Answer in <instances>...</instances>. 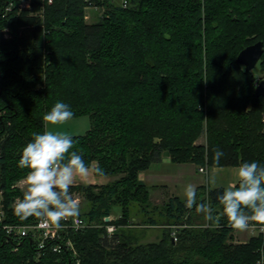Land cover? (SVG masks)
I'll return each instance as SVG.
<instances>
[{
	"label": "trees",
	"instance_id": "obj_1",
	"mask_svg": "<svg viewBox=\"0 0 264 264\" xmlns=\"http://www.w3.org/2000/svg\"><path fill=\"white\" fill-rule=\"evenodd\" d=\"M21 2L0 0V32L11 34L0 33L6 222L35 220L14 215L26 173L17 162L32 133L45 131L42 116L57 101L70 105L74 118H90L89 130L72 136L73 150L118 178L71 186L86 201L81 216L93 224L70 234L77 258L70 251L39 257L31 239L18 243L0 231V264H257L264 235L234 243L224 218L219 227L196 226L195 209L177 196L153 206L140 173L162 152L174 163L207 169L264 164V97L256 95L262 79L236 62L243 49L264 43V0H30L26 8ZM91 6L104 12L89 23ZM256 69L264 79V52ZM203 134L206 143L197 144ZM213 148L226 154L219 166ZM223 188L199 187L198 202L219 211ZM110 225L116 230L108 236ZM159 226L160 238L146 241L142 228Z\"/></svg>",
	"mask_w": 264,
	"mask_h": 264
},
{
	"label": "clouds",
	"instance_id": "obj_2",
	"mask_svg": "<svg viewBox=\"0 0 264 264\" xmlns=\"http://www.w3.org/2000/svg\"><path fill=\"white\" fill-rule=\"evenodd\" d=\"M73 118L70 105L57 101L42 116L45 131L33 132L23 147L17 166L26 170L24 188L13 207L14 215L21 221L34 218L43 227L62 230L63 221L80 216V202L70 191L74 181L105 175L98 162L85 161L82 149L73 150L76 142L61 128ZM212 151L213 163L219 166L226 154L220 148ZM235 174L236 182L216 196L219 211L211 202H198L197 186L192 183L183 188L185 207L201 214L206 226L219 227L222 218L230 228L241 232L253 223L264 224V164L244 161ZM208 182L215 184V176H210ZM261 256L257 264L264 261V251Z\"/></svg>",
	"mask_w": 264,
	"mask_h": 264
},
{
	"label": "crops",
	"instance_id": "obj_3",
	"mask_svg": "<svg viewBox=\"0 0 264 264\" xmlns=\"http://www.w3.org/2000/svg\"><path fill=\"white\" fill-rule=\"evenodd\" d=\"M92 17L96 18L97 16L93 15ZM199 168L198 165L193 163H174L168 152H162L158 161L153 162L147 170L140 173V179L148 186L150 196L157 197V201L162 200V198L167 201L170 197L175 196L184 199L183 188L188 183L195 184L197 189L201 186L225 188L237 180L235 173L238 166L209 167L205 173H201ZM210 176H216V184H210L208 182ZM112 180L111 177L92 175L86 179L77 178L73 185L102 186ZM17 185L22 190L24 180L20 181ZM158 239L159 236H156L152 241Z\"/></svg>",
	"mask_w": 264,
	"mask_h": 264
},
{
	"label": "built area",
	"instance_id": "obj_4",
	"mask_svg": "<svg viewBox=\"0 0 264 264\" xmlns=\"http://www.w3.org/2000/svg\"><path fill=\"white\" fill-rule=\"evenodd\" d=\"M29 5L30 0H22L20 3L21 8L29 7ZM5 37L7 38L8 35L6 34ZM199 171L205 173L207 168L200 167ZM111 219L113 218L111 217ZM62 223L63 229L56 230L51 227H43L37 220L24 224L6 222V210L4 207L3 192L0 184V231L5 232L8 237L13 238L18 241V243L22 242L24 239H31L39 257L44 256L47 251L57 254H60L63 251H70L73 257L77 258L78 252L70 234L91 227L93 224L88 223L81 215L77 218H71L63 221ZM249 228L252 229V231H256L257 235H264V225L256 226L252 224ZM106 229L108 236H111L115 232L116 227L110 225L107 226ZM172 236L173 241H176V230L173 231ZM17 248L18 247H15L14 249L17 250ZM259 261H261V259ZM262 264H264V261H262Z\"/></svg>",
	"mask_w": 264,
	"mask_h": 264
},
{
	"label": "rangeland",
	"instance_id": "obj_5",
	"mask_svg": "<svg viewBox=\"0 0 264 264\" xmlns=\"http://www.w3.org/2000/svg\"><path fill=\"white\" fill-rule=\"evenodd\" d=\"M118 2H123V0H118ZM104 12L103 8L97 7V6H91L88 7L86 9V20L90 23V22H94L96 21L99 16ZM93 15H96L97 17L94 18L92 17ZM1 32L7 33L8 37L7 39L11 38V34L9 33L8 29H4ZM0 32V33H1ZM257 67V66H256ZM256 67L254 68V70H256V75L259 79H263V74L260 72V70H257ZM90 118L89 116H82V117H78V118H73L71 121H69L66 125L61 126V128L65 131H68L72 136H79V135H83L86 133V131L90 128ZM52 126H49V128H51ZM206 143V134H203L201 136V138L197 141V144H205ZM207 172V171H206ZM202 173V172H201ZM113 180L117 179L118 177L116 176H110ZM216 177V176H215ZM216 184V183H215ZM215 186V185H213ZM19 187V186H18ZM22 187V191H23ZM76 198H78L79 202H80V215L83 214L84 209L86 208V201L83 198L82 195L78 194V193H72ZM150 203L153 206H162L166 200H164L162 198V200L157 201V197L155 198L154 196L150 197ZM160 198V197H159ZM119 212V211H117ZM115 216H117L115 214ZM140 216H136V220L139 221ZM192 219H193V223L196 226H200L203 224H207V222L204 221L203 217L201 214L196 213V211H194L192 213ZM141 229V228H138ZM145 229V240L146 241H152L156 236L160 238V236L162 235V231H163V227L159 226V227H145L142 228ZM234 243H244L250 240L251 237L253 236H257V232L256 231H252V229L248 228L246 231H237L234 230Z\"/></svg>",
	"mask_w": 264,
	"mask_h": 264
},
{
	"label": "water",
	"instance_id": "obj_6",
	"mask_svg": "<svg viewBox=\"0 0 264 264\" xmlns=\"http://www.w3.org/2000/svg\"><path fill=\"white\" fill-rule=\"evenodd\" d=\"M264 52V43L259 41L251 46L243 49L237 56L236 62L243 66L245 72H251L260 62V59ZM257 97H264V79H262L256 87ZM106 221H111V217H107Z\"/></svg>",
	"mask_w": 264,
	"mask_h": 264
}]
</instances>
